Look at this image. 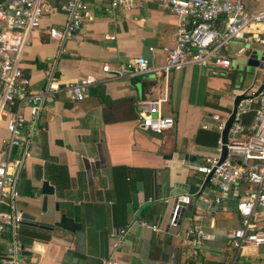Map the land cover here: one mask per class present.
<instances>
[{
    "label": "crops",
    "instance_id": "obj_1",
    "mask_svg": "<svg viewBox=\"0 0 264 264\" xmlns=\"http://www.w3.org/2000/svg\"><path fill=\"white\" fill-rule=\"evenodd\" d=\"M242 1L249 12L264 9V3L259 9L262 1ZM86 2L90 19H85L76 39L61 44L49 38L50 27L66 22L63 13L52 11L30 35L22 53V68L32 91L42 90L51 72L66 83L95 80L81 102L57 95L46 103L30 155L20 168L17 206L28 218H23L18 231L24 264H63L68 250L71 255L65 264L109 260L226 264L234 257L235 264H264V244L237 252L226 238L241 226L235 207L248 185L239 184L214 206L212 201L220 194L208 183L202 190L205 177L195 168L217 152L221 132L213 116L225 120L232 108V93L223 94L231 82L218 77L232 79L235 70L207 72L186 66L144 77L113 78L134 58H145L151 68L165 65L167 52L175 45L176 19L156 0H135L131 9H119L113 16L104 12L102 0ZM235 43L233 49L239 46ZM105 66L108 72L103 71ZM142 102L157 103L161 114L173 119V128L161 134L143 128L137 112ZM8 138L2 124L0 161L6 157ZM19 156L14 149L11 158ZM44 182L54 195L47 197L43 213ZM200 193L206 201L194 198ZM186 194L192 196L191 202L178 227L172 228L173 202ZM56 205L59 216L81 224L84 254L74 251L71 233L40 225L53 222ZM254 222L264 227L263 211L257 212ZM191 227L203 231L197 258L187 244L186 230ZM119 238L123 245L113 248Z\"/></svg>",
    "mask_w": 264,
    "mask_h": 264
},
{
    "label": "built area",
    "instance_id": "obj_2",
    "mask_svg": "<svg viewBox=\"0 0 264 264\" xmlns=\"http://www.w3.org/2000/svg\"><path fill=\"white\" fill-rule=\"evenodd\" d=\"M156 1L165 4L177 22L175 45L167 52L165 65L151 68L145 58L138 57L116 71L113 78L144 77L155 72L180 71L186 66L207 72L230 71L233 69L232 59L227 56L230 45L235 42L240 45L235 49V61L240 57L249 58L247 54L253 47H260L257 60L261 66L255 67L252 83L247 88L232 91V104L237 96L241 100L228 132L225 159L220 162L223 145L219 138L216 154L195 167L204 177L210 175L208 184L220 194L213 199L214 206H219L222 195L239 184L248 185L235 207L241 226L227 233L226 238L237 252L245 247H259L264 244V227H258L254 219L258 211L264 212V9L249 12L242 0ZM252 1L264 3V0ZM134 3L135 0H102L103 10L110 16L119 9H131ZM52 11L66 16L62 27L47 30L49 38L61 44L76 39L85 19H90L86 0H5L0 4V126L3 124L9 135L6 157L0 161V206L5 208L0 210L1 264L25 263L23 245L18 239L24 220L17 206V181L23 161L30 155L32 139L46 103L57 95H63L70 102H81L95 83L91 78L66 83L51 72L42 90L30 89V79L22 68V53L29 46L30 35ZM103 71L108 72V67H103ZM137 112L142 127L153 133L161 134L174 126L173 119L164 117L157 103L142 102ZM249 113L252 120L244 126L242 117ZM213 119L221 132L227 119L221 120L218 116ZM14 149L20 151L15 160L11 158ZM191 199L188 194L175 198L169 216L170 227H178L182 205H188ZM198 199L206 201L203 193L198 194ZM186 234L190 253L197 258L203 231L191 227ZM122 245L123 240L119 238L113 248ZM235 261L236 257L226 264H235ZM106 264L124 263L109 260Z\"/></svg>",
    "mask_w": 264,
    "mask_h": 264
},
{
    "label": "water",
    "instance_id": "obj_3",
    "mask_svg": "<svg viewBox=\"0 0 264 264\" xmlns=\"http://www.w3.org/2000/svg\"><path fill=\"white\" fill-rule=\"evenodd\" d=\"M5 0H0V4L2 2H4ZM262 60H264V54H262ZM242 67L243 69H246L247 71H249L250 73H253L255 70V67L257 66H261L259 64V61L257 60L256 57H252V58H237V60L235 61V67ZM236 67V68H237ZM262 88H260L261 90ZM241 100V97L237 96L235 97L233 104H232V108H231V112L225 122V126L223 128V130L221 131L220 134V138H221V143H222V148H221V159L220 162H222L225 157H226V147L225 144L227 142V136H228V132L231 128V125L234 121V115L236 113V106L238 104V102ZM210 179V175L205 177L203 186H202V190H205V187L208 183ZM201 190V192H202ZM207 191V190H206ZM187 192V191H185ZM42 195L45 196V198L43 199V203H42V208L41 211L44 213L46 211V206H47V201H48V196H53L54 195V190L52 187L49 186V184L47 182H44L42 187H41V192ZM194 198H198V194H196L194 196ZM185 205H182V208L180 210V217L183 215V211H184ZM59 213V206L56 205L55 209H54V213H52L53 215L51 216L52 218V223H47V224H40L43 227H46L50 230H53L54 228H60L63 229L69 233H71L74 236V251L80 254H84V243H85V232L82 230V226L80 223L75 222L73 219L68 218L66 215H58ZM24 219H28L27 216L23 217ZM180 221V220H179ZM71 253L68 250L67 253H65L64 255V262L63 264H65V260L70 257ZM75 264H79V263H75Z\"/></svg>",
    "mask_w": 264,
    "mask_h": 264
},
{
    "label": "rangeland",
    "instance_id": "obj_4",
    "mask_svg": "<svg viewBox=\"0 0 264 264\" xmlns=\"http://www.w3.org/2000/svg\"><path fill=\"white\" fill-rule=\"evenodd\" d=\"M262 4L263 2H261L259 4V9H262ZM237 46L236 43H233L232 45H230L229 47V51L227 52V56L230 57L232 59V66L233 69L235 70V76L232 79L229 78H222V77H218L220 79V81H227V82H231V86L229 88V90H225L223 92L224 95H229L230 93H232L233 90H238V89H244L247 88L251 83H252V79H253V73H250L249 71H247L246 69H243L242 67H235V60H234V55H235V48ZM240 46V45H239ZM259 50L260 47L255 46L253 47V49L247 54V56L249 58L252 57H258L259 56Z\"/></svg>",
    "mask_w": 264,
    "mask_h": 264
},
{
    "label": "trees",
    "instance_id": "obj_5",
    "mask_svg": "<svg viewBox=\"0 0 264 264\" xmlns=\"http://www.w3.org/2000/svg\"><path fill=\"white\" fill-rule=\"evenodd\" d=\"M251 120H252V114H251V113L246 114V115H244V116L242 117V124H243L244 126H247V125L250 124ZM217 135H218V134H217ZM217 135H216V140L218 139V136H217ZM32 236H33V238H34L35 235L32 234Z\"/></svg>",
    "mask_w": 264,
    "mask_h": 264
}]
</instances>
